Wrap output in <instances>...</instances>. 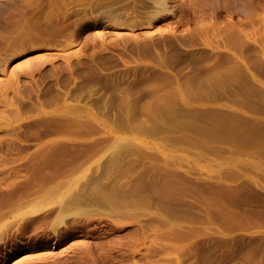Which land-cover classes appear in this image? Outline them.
<instances>
[{
  "label": "rangeland",
  "instance_id": "1",
  "mask_svg": "<svg viewBox=\"0 0 264 264\" xmlns=\"http://www.w3.org/2000/svg\"><path fill=\"white\" fill-rule=\"evenodd\" d=\"M261 134L264 0H0V264H264Z\"/></svg>",
  "mask_w": 264,
  "mask_h": 264
},
{
  "label": "bare ground",
  "instance_id": "2",
  "mask_svg": "<svg viewBox=\"0 0 264 264\" xmlns=\"http://www.w3.org/2000/svg\"><path fill=\"white\" fill-rule=\"evenodd\" d=\"M195 112H196V111H195ZM193 120H194V119H193ZM200 123H202V121H201ZM203 123H205V122H203ZM229 124H230V123H229ZM229 124H228V125H229ZM199 125H200V124H199ZM220 125H221V124H220ZM204 126H205V125H204ZM213 126H215V125L213 124ZM201 128H202V127H201ZM201 128H200V129H201ZM205 128H206V127H205ZM205 128H204V129H205ZM248 129H249V128H248ZM202 130H203V129H202ZM196 131H197V130H196ZM196 131H194V132H196ZM242 131H243V130H242ZM199 132H200V131L198 130V133H199ZM204 132H205V131H204ZM204 132H201V133H204ZM187 134H188V133H187ZM196 134H197V132H196ZM196 134H195V135H196ZM211 134H212V133H211ZM231 134H233V133H231ZM241 134L243 135V133H241ZM245 134H246V133H245ZM248 134H249V133H248ZM248 134H247V135H248ZM193 135H194V133H193ZM206 135H208V134H206ZM206 135H205V136H206ZM212 135H213V134H212ZM220 135H221V134H220ZM252 135H253V134H252ZM254 135H255V134H254ZM256 135H257V133H256ZM261 135H263V137H264V134H261ZM185 136L187 137V135H185ZM185 136H184V137H185ZM190 136H191V135H190ZM196 136H197V135H196ZM202 136H203V134H202ZM226 136H227V135H225V137H223V138L225 139ZM233 136H234V135H233ZM233 136H232V137H233ZM244 136H245V135H244ZM191 137H192V136H191ZM191 137H189V138L191 139ZM198 137H200V136H198ZM203 137H204V136H203ZM209 137H210V136H209ZM209 137H208V138H209ZM251 137H252V136H251ZM254 137H255V136H254ZM178 138H180V137H178ZM196 138H197V137H196ZM227 138H228V137H227ZM252 138H253V137H252ZM259 138H260V137H259ZM181 139H182V138H181ZM185 139H186V138H185ZM187 139H188V138H187ZM204 139H205V138H204ZM212 139H215V138H212ZM217 139H220V140H221L222 138H221V137H220V138L218 137ZM217 139H216V140H217ZM232 139H233V138H232ZM240 139H241V138H240ZM244 139H245V138H244ZM246 139L249 140V138H247V137H246ZM192 140H194V139H192ZM192 140H191V141H192ZM197 140H198V138H197ZM206 140H207V138H206ZM226 140H227V139H226ZM226 140H225V142H226ZM229 140H230V139H229ZM236 140H237V139L235 138L233 142H232V141H230V142L235 143ZM256 140H257V139H256ZM262 140H263V139H262ZM177 141H178V140H177ZM189 141H190V140H189ZM199 141H202V140L199 139L198 142H199ZM212 141H213V140H212ZM227 141H228V140H227ZM241 141H242V143H243V140H242V139H241ZM196 142H197V141H196ZM198 142H197V143H198ZM213 142H214V141H213ZM219 142H220V141H219ZM237 142H238V141H237ZM263 142H264V140H263ZM186 143H187V142H185V144H186ZM192 143H193V142H192ZM201 143H202V142H201ZM201 143H199V144H197V145L201 146V145H202ZM227 143H228V142H227ZM232 143H231V144H232ZM259 143H260V142H259ZM261 143H262V142H261ZM194 144H195V143H194ZM212 144H213V143H212ZM263 144H264V143H263ZM263 144H262V145H263ZM203 145H204V144H203ZM203 145H202V146H203ZM233 145H234V144H233ZM189 146H190V145H189ZM199 146H197V147H199ZM202 146H201V147H202ZM207 146H208V145H207ZM211 146H212V145H211ZM260 146H261V145H260ZM195 147H196V146H195ZM201 147H199V148H201ZM208 147H209V146H208ZM182 148H183V147H182ZM185 148H186V147H185ZM185 148H183V150H184ZM206 148H207V147H206ZM211 148H212V147H211ZM214 148H215V146H214ZM214 148H213V149H214ZM231 148H232V147H231ZM186 149H187V148H186ZM186 149H185V150H186ZM207 149H209V148H207ZM216 149H217V148H216ZM232 149H233V148H232ZM253 149H254V148H253ZM263 149H264V148H263ZM211 150H212V149H211ZM218 150H219V149H218ZM233 150L235 151V149H233ZM233 150H231V152H232ZM251 150H252V149H251ZM188 151H190V150H188ZM209 151H210V149H209ZM212 151H213V150H212ZM252 151H253V150H252ZM254 151H256V150H254ZM262 151H263V150H262ZM185 152H186V153H189V152H187V151H185ZM206 152H207V151H206ZM210 152H211V151H210ZM215 152H216V151H215ZM219 152H220V151H219ZM237 152H238V150H237ZM240 152H242V151H240ZM246 152H247V151H246ZM246 152H245V153H246ZM263 152H264V151H263ZM217 153H218V152H217ZM217 153H216V154H217ZM220 153H221V152H220ZM238 153H239V152H238ZM243 153H244V152H243ZM202 154H203V153H202ZM214 154H215V153H213L212 156H214ZM222 154H223V153H222ZM231 154H232V153H231ZM234 154H235V153H234ZM246 154H247V153H246ZM250 154H251V153H250ZM195 155H196V153H195ZM195 155H194V156H195ZM239 155H240V154H239ZM242 155H243V154H242ZM248 155H249V154H248ZM215 156H216V155H215ZM217 156H219V154H218ZM228 156H229V155H228ZM251 156H254V155H251ZM251 156H250V157H251ZM258 156H259V155H258ZM196 157H197V156H196ZM219 157H220V156H219ZM207 158H208V157H207ZM217 158H218V157H217ZM257 158H258V157H257ZM198 159H200V157H199ZM222 159H223V158H222ZM229 159H230V158H229ZM212 160H213V159H212ZM201 161H202V160H201ZM246 161H247V160H246ZM249 162H250V161H249ZM259 162H260V161H259ZM261 163H262V162H261ZM212 165H213V164H212ZM227 165H228V164H227ZM229 165H230V164H229ZM255 165H256V164H255ZM210 166H211V165H210ZM216 166H217V165H216ZM246 166H247V165H246ZM239 167H240V166H239ZM248 167H249V166H248ZM257 167H258V166H257ZM217 168H219V166H217ZM246 168H247V167H246ZM258 168H259V167H258ZM203 169H205V168H203ZM228 169H229V168H227L226 170H228ZM226 170H225V171H226ZM229 170H230V169H229ZM232 170H233V169H232ZM257 170H259V169H257ZM211 171H212V170H211ZM191 172H192V171H191ZM221 172H222V171H221ZM223 172H224V170H223ZM223 172H222V173H223ZM228 172H229V171H228ZM233 172H234V171H233ZM233 172H232V173H233ZM208 173H209V172H208ZM226 173H227V172H226ZM230 173H231V171H230ZM230 173H229V174H230ZM237 173H238V175H239V172H237ZM237 173H234V175L237 174ZM257 173H258V172H257ZM219 174H220V173H219ZM223 174H225V173H223ZM241 174H242V173H241ZM259 174H260V173H259ZM261 174H262V173H261ZM203 175H204V174H203ZM227 175H228V174H227ZM234 175H232V176L234 177ZM177 176H178V175H177ZM186 176H187V175H186ZM215 176L217 177L218 175H215ZM223 176H224V175H223ZM232 176H231V177H232ZM262 176H263V175H262ZM181 177H182V176H181ZM181 177H180V178H181ZM188 177H189V176H188ZM188 177H187V179H188ZM224 177H225V176H224ZM226 177H227V176H226ZM233 177H232V178H233ZM242 177H243V176H242ZM245 178H246V177H245ZM176 179H177V178H176ZM234 179H235V177H234ZM246 179H247V178H246ZM246 179H245V180L243 179V180H244V181H247ZM262 179H263V177H262ZM188 180H189V179H188ZM188 180H187V181H188ZM205 180H206V179L203 180V185H204V183H205V182H204ZM231 180H232V179H231ZM178 181H180V180H178ZM183 181H184V180H183ZM189 181H190V180H189ZM206 181H207V180H206ZM244 181H242V182H244ZM192 182H193V181H192ZM207 182H208V181H207ZM207 182H206L205 186H207ZM188 183H189V182H188ZM213 183H215V182H213ZM225 183H226V182H225ZM225 183H224V185H225ZM239 183H240V182H239ZM244 183H245V182H244ZM249 183H250V182L248 181L247 184L249 185ZM252 183H253V182H252ZM210 184H211V183H210ZM217 184H219V182H218ZM250 184H251V183H250ZM221 185H222V184H221ZM237 185H238V184H237ZM237 185H236V186H237ZM245 185H246V184H245ZM208 186H209V185H208ZM211 186H212V185H211ZM222 186H223V185H222ZM222 186H221V187H222ZM228 186H229V185H228ZM228 186H227V187H228ZM240 186H241V185H240ZM243 186H244V184H243ZM213 187H214V186H213ZM224 187H225V186H224ZM238 187H239V186H238ZM238 187H237V188H238ZM250 187H251V186H250ZM202 188H203V187H202ZM216 188H217V186H216ZM239 188H240V187H239ZM218 189H219V188H218ZM224 189H225V188H224ZM224 189H223V190H224ZM255 189H256V188H255ZM204 190H205V189H204ZM219 190H220V189H219ZM257 190H258V189H257ZM222 193H223V192H222ZM233 193H234V192H233ZM233 193L231 192V194H233ZM235 194H236V193H235ZM261 194H262V193H261ZM263 194H264V193H263ZM219 195H220V194H219ZM242 195H243V194H242ZM229 196H230V195H229ZM263 196H264V195H263ZM216 197H217V195H216ZM235 197H236V196H235ZM235 197H234V199H235ZM239 197H242V196L240 195ZM242 199H243V197H242ZM246 199H247V198H246ZM239 200H240V199H239ZM249 200H250V199H249ZM250 201H251V200H250ZM206 202H207V201H206ZM230 202L232 203V201H230ZM233 202H234V201H233ZM236 202H237V201H236ZM210 203H211V202H210ZM215 203H216V202H215ZM215 203H214V204H215ZM223 203H224V202H223ZM231 203H230V204H231ZM234 203H235V202H234ZM237 203H238V202H237ZM249 203H250V202H249ZM208 204H209V203H208ZM235 204H236V203H235ZM244 204H245V203H244ZM247 204H248V203H247ZM251 204H252V203H251ZM253 204H254V203H253ZM242 205H243V204H242ZM220 206H221V205H220ZM227 206H228V204H227ZM232 206H233V205H232ZM235 206H236V205H235ZM218 208H219V206H218ZM222 208H223V207H222ZM216 210H217V209H216ZM216 210H214V211H216ZM220 210H221V209H220ZM225 210H227V207H226ZM226 212H227V211H226ZM231 212L233 213L232 210H231ZM231 212H230V213H231ZM218 213H220V212H218ZM228 213H229V212H228ZM230 213H229V214H230ZM232 215H233V214H232ZM234 216H235V215H234ZM226 217H227V215H226ZM229 218H230V217H229ZM231 219H232V218H231Z\"/></svg>",
  "mask_w": 264,
  "mask_h": 264
},
{
  "label": "crops",
  "instance_id": "3",
  "mask_svg": "<svg viewBox=\"0 0 264 264\" xmlns=\"http://www.w3.org/2000/svg\"><path fill=\"white\" fill-rule=\"evenodd\" d=\"M247 101H249V98H247ZM207 118H205V117H201V118H199V120H201V121H205ZM208 120L210 121V118H208ZM246 137L247 138H249V140L248 139H246ZM243 140V143H247L248 145L249 144H254L256 141L254 140V137L252 138L251 136H242V137H238V138H236L237 140H236V142L235 143H242V141H241V139ZM245 138V139H244ZM234 139L235 138H233V139H223V140H220L221 142H223V143H232L233 141H234ZM210 140V139H209ZM225 140H226V142H225ZM230 141H232V142H230ZM238 141V142H237Z\"/></svg>",
  "mask_w": 264,
  "mask_h": 264
}]
</instances>
